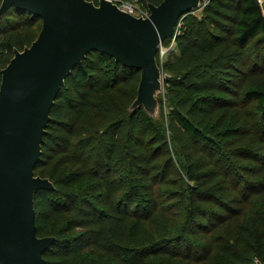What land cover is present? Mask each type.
<instances>
[{"label":"trees","instance_id":"16d2710c","mask_svg":"<svg viewBox=\"0 0 264 264\" xmlns=\"http://www.w3.org/2000/svg\"><path fill=\"white\" fill-rule=\"evenodd\" d=\"M121 1L148 10L149 3L162 0ZM10 11L27 17L4 31L0 21V83L1 70L14 50H23L33 41L24 45L19 38L13 41L12 31L23 24L32 26L37 19L42 27V19L33 13L11 6L5 15ZM176 29L175 36L162 44L165 57L161 49L157 53L165 72V95L158 97L157 118L142 106L129 110L141 71L106 53L90 51L66 77L51 107L41 157L34 169L35 175L49 178L55 186L37 190L35 197L37 234L55 237L43 253L47 264H54L49 256L57 248L71 254L78 264H146L162 254L206 261L212 246L195 244L194 236L200 230L209 233L219 227H211L214 216L228 211L232 217L223 221L243 216L242 229L238 238L224 240L216 235L213 241L219 243L214 253L223 264H264V202L250 208L248 215L244 208L248 202L250 207L254 205L249 195L254 186L251 179L240 185L244 177L239 170L245 168L241 163L250 162L255 150L239 142L253 129L242 127L226 112L242 95L264 120V80L246 84L249 67L263 57L264 3L207 0L201 15L194 11L184 14ZM240 77L243 82L236 85ZM120 85L125 97L115 102L109 89ZM99 93L108 119L77 135V127ZM201 155L209 162L201 163ZM207 164L213 166L205 168ZM118 186L123 189L112 208L98 201L99 188L109 191L103 196L108 201ZM229 189L240 195L243 207L232 202ZM170 209L177 212V218L163 219ZM63 213L71 214L66 223L57 226L50 222ZM109 218H120L124 231L109 227L111 223L100 231L89 226L95 219L104 224ZM149 223L159 226L157 233L146 231ZM125 235L126 241L119 242ZM101 248L108 257L96 259L91 251Z\"/></svg>","mask_w":264,"mask_h":264},{"label":"water","instance_id":"95a60500","mask_svg":"<svg viewBox=\"0 0 264 264\" xmlns=\"http://www.w3.org/2000/svg\"><path fill=\"white\" fill-rule=\"evenodd\" d=\"M206 0H162L148 4L147 16L133 15L113 0H1L0 20L11 6L42 19L35 40L1 70L0 83V264H47L43 253L55 240L39 236L35 197L53 190L35 175L50 110L72 69L90 51L106 53L141 71L129 107L159 115L160 45L175 35L180 18Z\"/></svg>","mask_w":264,"mask_h":264},{"label":"rangeland","instance_id":"374dc122","mask_svg":"<svg viewBox=\"0 0 264 264\" xmlns=\"http://www.w3.org/2000/svg\"><path fill=\"white\" fill-rule=\"evenodd\" d=\"M114 1V0H113ZM207 1V0H206ZM260 3H264V0H259ZM125 3H132V2H125ZM135 4V3H133ZM137 7L139 6L138 4ZM140 9L136 12L137 14H139L142 10V7L139 6ZM203 7V6H202ZM148 11V10H147ZM194 13L201 15L202 13V8L199 10L194 11ZM20 14H17L14 11H10L8 12L5 17L3 19H1L0 21L2 22V29L7 30L9 29L11 26H13L16 21L18 20H22L26 17L24 16H19ZM141 14L137 15L140 16ZM24 17V18H22ZM26 23V22H25ZM28 23H31L28 22ZM19 26V28H16L12 31L13 33V41H15V39L19 38V41L22 45H24L25 41L26 42H31L32 40H34L37 35L38 32L40 30L41 27V22L38 21V19L34 22V24L32 26H27L25 24H23ZM5 35V34H4ZM4 37V36H3ZM29 43H25V44H29ZM254 43L251 42L250 45H252ZM161 46V45H160ZM256 50V49H255ZM261 51H263V57L260 58L258 60L257 65H251V67H249V78L246 84H249V82L251 81H263L264 80V49H261ZM166 55V51H164V56ZM251 55H253V57L255 58V52L251 53ZM253 59V58H252ZM161 67V66H160ZM162 77L164 79L165 77V72L162 70ZM242 77L237 79V84L242 83ZM121 85L115 88H111L109 89L111 91L110 93V97L113 101L115 102H119L121 101L124 97V90L122 88ZM235 89H237L235 87ZM98 95H100L98 98H96L95 102L93 103V106L89 109V112L87 114V116L81 120V125L78 126V134L77 135H84L86 133H88L89 131L95 129L96 127H98L101 124H104L106 122V120L108 119V114L107 111L105 109V105H104V101L102 98V93H99ZM161 95H165L164 92V87H162V92L159 94V96ZM158 96V97H159ZM163 99L165 100V98L163 97ZM226 112L232 116V118L235 119L236 123H238L239 125H242V127L244 128H251L253 130L252 134H250L247 139L244 142H239L240 145H246L248 147H250L251 149L255 150V157L252 158V160L249 162H245V163H241L242 165L244 164V170H239L241 175L244 177L243 180L240 181V185H245L247 181H249L251 179V183L254 188H250L249 189V195H250V199L251 202H254V205H252L250 207V205L252 203H247V205L244 208V211L249 215L252 213V210L250 208H257V204H260L262 202H264V125L262 124V122L264 121L262 118L259 117L258 113H256L255 108L253 106V104H248L245 100L244 97L242 95H239V99H238V104L234 105L231 109L226 110ZM79 113H75L73 115V117L78 116ZM262 119V120H261ZM262 121V122H261ZM76 128V129H77ZM199 156V155H197ZM201 163H207L209 162L205 157H203L202 155L199 158ZM210 160V158H209ZM213 166V164H207L205 166V168H211ZM37 174V173H36ZM221 181V178L219 179ZM105 188H109L104 186ZM105 188H99L97 191L100 194V197L98 199V201H102L101 203L106 204L108 206V208H112L113 205L115 204L116 200H117V196L120 191L123 189V187L118 186L116 189V192L112 194L111 199L110 200H105V198H103L104 195L108 194L109 191L106 190ZM229 194V197L233 199V203L237 206V207H243L244 203L240 200V195L237 194L236 192L232 191V189L228 190L227 195ZM110 195V194H109ZM164 196V194L162 195ZM235 206V207H236ZM170 213L164 214L163 219L165 218H177V212H173V209ZM174 213V216H173ZM232 213H230L229 211L224 214V215H215L213 218V222L216 221L211 227H213L216 224H219V227H215L212 228V231L209 233H205L202 232L203 230H200L198 232V234H196L194 236V243L195 244H203L206 245L207 247L212 246L210 255H209V259L208 260H198V261H189L186 259H183L181 257H172V255H166V254H162L160 256L151 258L147 261L146 264H223L221 261V257L220 255L214 253V249L216 248V244L219 243L218 241H213L214 237L218 234L222 235V237L227 238V237H231V238H238V235L240 234V231L242 229V227H240L241 225H243V216H239L237 218H232V219H228L223 221L225 218L227 217H232L231 216ZM112 215V212H111ZM115 216V215H113ZM71 217V214H59L56 215L55 217H52V221H50L51 223L55 224V225H61L66 223V221H68ZM117 217V216H115ZM110 219V218H109ZM162 219V220H163ZM95 222L89 224L90 227H95V229L97 230H101L102 227L105 226H110L109 227H118L120 229V231H124V227L122 225V220H120V218H115V219H110V222H104V224H102L103 222H101V219H98V221L96 222V219L94 220ZM108 227V228H109ZM158 227L155 224H151L149 223L146 226V231L151 234V233H157L158 231ZM126 235L125 238L124 236H122L118 241L121 243H124L126 240ZM172 249V248H171ZM176 248H173V250ZM91 252H95V258L99 259L100 257H102V259H104L105 257H108L106 253V251H102L101 249H93ZM65 252L62 251L61 248H57V250L54 252V254L52 253L51 256H49L50 258H52L54 260V264H78L80 261H75L72 260L71 258V254L69 255H65ZM105 261V260H104ZM99 264V262L97 263Z\"/></svg>","mask_w":264,"mask_h":264},{"label":"built area","instance_id":"2783aa9c","mask_svg":"<svg viewBox=\"0 0 264 264\" xmlns=\"http://www.w3.org/2000/svg\"><path fill=\"white\" fill-rule=\"evenodd\" d=\"M114 2H116L120 8L126 10L127 12L133 14V15H143V16H147L149 14V11L147 10H140L141 12L139 14H137L136 12L140 9L139 7H137V5L133 4V3H125L126 1H121V0H114ZM176 33V32H175ZM175 36V35H174ZM161 49V55L164 56V51H167L166 49H163L162 45L160 46Z\"/></svg>","mask_w":264,"mask_h":264}]
</instances>
